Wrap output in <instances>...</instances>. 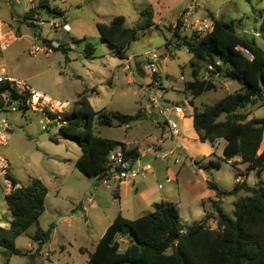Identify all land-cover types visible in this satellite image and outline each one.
I'll return each instance as SVG.
<instances>
[{
	"label": "rangeland",
	"instance_id": "1",
	"mask_svg": "<svg viewBox=\"0 0 264 264\" xmlns=\"http://www.w3.org/2000/svg\"><path fill=\"white\" fill-rule=\"evenodd\" d=\"M52 7H57L67 14V20L74 30L70 34L50 31V26L34 28L23 24L21 16L29 9L26 0L21 5L5 3L0 0V15L19 32L20 39L8 51L0 53V71L2 68L26 81L34 89L43 91L53 98L76 102L81 95L86 94L95 110L103 109L119 111L134 115L141 110L146 99L140 94L138 84L143 83L146 73L140 71L139 65L146 68V54L156 52L159 55L158 66L162 83L159 94L160 101L168 108L182 106L188 113L191 97L184 93L185 83L192 80L193 68L191 61L193 53L188 47L179 48L181 41L174 36L180 13L186 7L187 0H46ZM196 6L194 20L198 17H209L212 12L218 17L234 23L236 30L264 50V0H192ZM152 6L155 12V25L151 28L137 30V39L126 52L131 59V67L136 83L128 78V73L120 68L123 60L114 51L101 42L97 28L98 23H110L115 16H125L127 26L134 28L145 20V12ZM187 11V9H186ZM186 13V12H185ZM184 13V14H185ZM206 13L209 16H206ZM44 19H48L44 15ZM85 33L84 37L76 29ZM172 28V30H170ZM50 32V33H49ZM53 33V34H52ZM259 33L260 36H256ZM44 35L42 39L49 40L52 36L60 41L68 52L55 51L50 56L43 54L31 55L30 49L36 44L35 37ZM192 33L182 29V35ZM86 39V42L77 41ZM96 47L93 57H88L86 44ZM42 44V42H38ZM189 50V51H187ZM201 73L207 71L201 65ZM218 84L216 89L206 92L195 100L199 108L212 106L227 95L241 91V85L224 78L214 77ZM248 111L253 118H264V103L251 105ZM10 122V137L7 147H0V154L10 163V171L24 186H28L34 178L40 179L48 187L46 211L39 220L40 227L52 230L51 240L46 247H40L31 240L36 232V226L31 227L19 237L15 244L26 256L11 255L10 251L0 244V264H86L89 253L95 250L104 230L113 216L114 210L109 206L101 209L93 208L86 199L94 194L95 179L85 177L75 166L81 157V148L73 141L60 134L55 126L44 129L43 116L28 111L26 114L5 113ZM176 116H173V119ZM163 117L157 119V124L146 119L133 124L131 129L120 127H98L97 134L104 138L117 141L140 140L139 149L143 153L148 144L160 139L166 128ZM150 135L148 141L144 138ZM130 139V140H129ZM222 149L225 140H219ZM264 147V146H263ZM217 153L216 162L219 169L213 173L207 171L209 181H214L223 191H232L237 172L246 173L247 164L233 167L225 161L224 154ZM178 156V155H177ZM176 156V157H177ZM156 154L149 158L139 159L137 166L152 163ZM173 158L166 160L173 170H179ZM239 169V170H237ZM142 175V174H141ZM141 175L139 178H141ZM193 179L196 177L190 174ZM245 180L252 186L264 187V172L252 170ZM20 184V185H22ZM209 188V187H208ZM8 187L0 177V227L9 228L12 216L6 202ZM111 191L104 198L112 199ZM214 192V191H213ZM231 196L221 202L213 196L205 201L191 202L184 199L179 212L185 227L201 222L205 212H213L218 204L224 212L233 216L234 204L242 199ZM83 203L87 212L76 209ZM186 220V221H185ZM186 222V223H185ZM216 228V224L212 223ZM122 250L128 246V240L122 239Z\"/></svg>",
	"mask_w": 264,
	"mask_h": 264
},
{
	"label": "trees",
	"instance_id": "2",
	"mask_svg": "<svg viewBox=\"0 0 264 264\" xmlns=\"http://www.w3.org/2000/svg\"><path fill=\"white\" fill-rule=\"evenodd\" d=\"M40 9L44 10L43 15L67 20L66 12L52 7L49 1L40 3L36 11ZM36 11L25 12L20 22L37 28L31 23ZM211 15L215 19L214 27L204 36L182 35L183 17L174 29V36L181 41L178 47H188L194 55L192 80L185 83L184 93L191 97L194 127L201 142L215 146L219 140H225V161L233 167L248 165L246 173L235 174L232 191L221 190L214 181H208L209 189L220 200L240 194L245 196L234 204L233 216L227 215L216 204L213 212H206L200 223L189 227L182 223L178 205L171 202L156 204L152 212L135 220L118 215L89 254L86 264H264V187L239 180L252 170L264 172V151L260 153L264 118L250 119L251 113L247 112L249 106L264 103V50L255 40L239 34L233 22ZM145 16L144 22L134 28L127 26L126 17L122 15L115 16L108 24L98 23L101 42L107 44L118 58L126 59V52L137 39V30L155 25L152 6ZM261 28L264 31V22ZM82 42L86 39L77 41ZM60 50L69 51L64 45L56 51ZM95 51L94 45L86 44L88 57H93ZM201 65L207 68L203 74ZM216 76L237 82L241 91L227 95L212 106H195L198 97L216 89ZM7 87L2 85L0 90ZM146 119L142 110L134 115L108 109L97 111L85 94L66 115L67 123L59 132L82 150L76 168L89 179L104 181L110 177L109 156L113 151L122 149L125 159L132 165L141 154L136 147L128 149L125 143L97 134V128L113 127L116 123L120 127L131 126ZM207 168L219 169L220 164L210 161ZM10 178L13 185L21 184L14 176L10 175ZM48 194L49 189L43 181L34 178L28 186L22 185L6 195L12 220L9 228L0 227V244L11 255L26 256L15 242L33 226L37 227L31 236L34 243L46 247L50 242L52 230L45 231L39 225L46 211ZM122 239L128 240L124 250Z\"/></svg>",
	"mask_w": 264,
	"mask_h": 264
},
{
	"label": "built area",
	"instance_id": "3",
	"mask_svg": "<svg viewBox=\"0 0 264 264\" xmlns=\"http://www.w3.org/2000/svg\"><path fill=\"white\" fill-rule=\"evenodd\" d=\"M5 3L22 4V0H2ZM30 5L29 10H37L40 3L45 0H26ZM195 3V2H194ZM190 5L186 13L183 16L182 29L198 36H204L210 33L214 27L215 19L212 15L207 14L209 17H198L194 20L196 12L195 4ZM26 11V12H27ZM44 10L40 9L36 11L31 19V23L37 28H42L45 25H49L53 32L69 34L71 32L70 24L64 20V18L46 17L44 19ZM256 36H260L259 33H255ZM20 39L19 32L9 22H7L0 15V53L8 51L16 42ZM36 44L32 45L30 49L31 55L37 56L40 54L50 56L62 44L58 40L49 39V43L45 42L41 36L35 37ZM42 44H38V42ZM245 54L249 56V53L241 49ZM189 51V50H187ZM159 55L154 52H148L146 54L147 66L144 72L147 74L143 83L138 84L140 94L146 99L143 103L142 111L153 121H157L160 117H163L166 122L167 128L174 134L177 133L178 123L174 121L173 116L184 117L185 111L182 106H176L172 109L166 108L160 101V86L162 83V77L160 75ZM123 71L128 73L131 83L135 84V75L131 67V59H124L122 63ZM8 86L6 89L0 90V147H7L9 145V130L10 122L4 116L5 113L16 114L19 112L27 113L28 111L39 113L43 116L44 129L47 130L48 126H55L60 129L66 122V115L73 111L74 103L53 98L51 95L34 89L26 81L20 80L15 76L6 72L5 69L0 71V86ZM168 157V155L166 156ZM109 168L110 177L103 181L108 189L112 188V184L119 182L123 183L128 179H137L142 172H146L148 169H135L131 162L125 159V155L122 149L113 151L109 156ZM10 163L8 159L0 154V177L8 187L10 193L13 189L21 188L22 185H13L10 178ZM185 232V231H182Z\"/></svg>",
	"mask_w": 264,
	"mask_h": 264
},
{
	"label": "crops",
	"instance_id": "4",
	"mask_svg": "<svg viewBox=\"0 0 264 264\" xmlns=\"http://www.w3.org/2000/svg\"><path fill=\"white\" fill-rule=\"evenodd\" d=\"M187 1L188 2L185 9L180 13L181 17L184 16L186 9H188L190 5L193 4L192 0ZM209 13L213 14L212 12ZM214 16L218 17L217 15ZM66 21L68 22V20ZM69 24L71 26L72 32L74 28L71 23ZM49 29L53 32L51 28ZM76 32L80 35V37H84L85 35V33L80 31L78 28L76 29ZM39 36L44 37L42 34ZM122 63L119 66L123 70ZM139 69L140 71H144V68H142L140 65ZM214 82L216 86L220 84L217 80ZM188 106V113L183 107L185 111L184 117H174V121L178 123L179 127L177 133L174 134L167 127L164 128L162 137L157 139L155 142L148 144V148L145 149L143 153L139 149V143H141L140 140H132L129 142L119 141L125 143L128 149L135 147L138 148L141 154L140 159L144 157L149 158L154 154H156V157L152 163L138 166L137 169H148L146 172H142L141 178L138 177L135 180L128 179L123 183H113L111 189H108L103 181L95 179L96 182L94 183L93 189L94 194L86 199V203L96 209H101L102 206L107 204L106 206H109V209L113 208L114 210L113 216L108 220L109 222L105 227L104 234L118 215H122L123 217L130 220H135L152 212L154 210V206L162 202H171L177 204L178 207H180V205L184 203V199H188L191 202H199L205 201L206 199H211L213 196H215L216 193L208 188L209 179L207 175V171L213 173L215 168H207V165L210 163V161L216 162L215 158H217V153L220 149L219 147L222 146V144L220 141H218L215 146H213L209 143L201 142L194 127V108L190 103ZM247 112H249L248 109ZM252 118L253 117L250 116V119ZM148 119L150 118L148 117ZM154 122L157 124V121ZM132 126L133 125L125 127L126 129H131ZM149 137L152 138L150 135H148L146 138H144V142L148 141L147 139ZM225 146L226 141L223 145V148L220 149L221 153H224ZM263 146L264 141L260 153L264 151ZM167 155L168 157H166ZM174 156H177L174 162L175 164L180 165L179 170H173L170 164L166 162V160H169ZM235 161H239V159H235ZM133 166L135 168L137 164L134 163ZM190 174H193L196 178L193 179ZM11 175L20 182V180L12 172ZM245 178L246 175H243L239 178V180L243 181ZM108 191H111L110 194L112 195V199L104 198V194H106ZM7 194H9V192H7L6 195ZM107 194L110 196L109 193ZM241 196L244 197L245 195L240 194L238 197ZM226 199L227 198L222 200L219 199V201L224 202ZM76 209H80L83 212L88 211V207H86L83 203L79 204ZM183 222L184 220L182 223ZM85 253H88L89 255L91 252L89 253L86 251Z\"/></svg>",
	"mask_w": 264,
	"mask_h": 264
},
{
	"label": "water",
	"instance_id": "5",
	"mask_svg": "<svg viewBox=\"0 0 264 264\" xmlns=\"http://www.w3.org/2000/svg\"><path fill=\"white\" fill-rule=\"evenodd\" d=\"M130 238H132V236H130Z\"/></svg>",
	"mask_w": 264,
	"mask_h": 264
}]
</instances>
